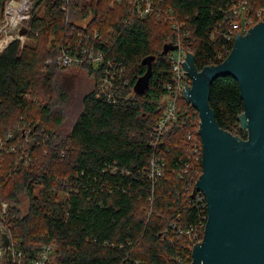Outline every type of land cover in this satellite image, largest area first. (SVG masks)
I'll return each mask as SVG.
<instances>
[{
    "label": "trees",
    "instance_id": "1",
    "mask_svg": "<svg viewBox=\"0 0 264 264\" xmlns=\"http://www.w3.org/2000/svg\"><path fill=\"white\" fill-rule=\"evenodd\" d=\"M149 1L153 11L141 16L133 13L135 2L144 8L140 0H36L28 42L13 41L0 53V205L9 204L0 224L21 254L18 262L4 256V264H32L49 246L48 264H192L208 218L192 182L203 172L202 157L197 176L186 170V134L200 117L181 99L178 121L162 137L155 135L173 75L172 52L164 54V47L181 41L199 71L219 65L235 40L227 42L224 34L232 7L245 3L253 17L264 12V0ZM225 47L229 51L219 59ZM82 49L102 53L105 61L83 62ZM63 51L78 56V66L95 80L67 134L60 131L64 117L57 103L34 102L40 91L52 102L66 98L59 77L69 67L56 61ZM152 56L149 87L137 93L147 72L143 62ZM107 62L125 68L129 81L115 85L112 99L98 94ZM210 106L221 129L246 139L235 78L213 82ZM21 195L28 201L26 213ZM0 242L4 246L1 226Z\"/></svg>",
    "mask_w": 264,
    "mask_h": 264
},
{
    "label": "water",
    "instance_id": "2",
    "mask_svg": "<svg viewBox=\"0 0 264 264\" xmlns=\"http://www.w3.org/2000/svg\"><path fill=\"white\" fill-rule=\"evenodd\" d=\"M175 50L166 45L163 53ZM154 60H144L147 72L137 82V93L148 89ZM181 64L192 80L191 87H183L184 99L200 117L203 172L194 193L204 195L208 210L192 264H264V19L246 34L238 32L221 64L199 71L191 52ZM226 76L240 85L244 113L239 122L246 139L221 129L210 106L213 82ZM2 241L9 256V234L3 233Z\"/></svg>",
    "mask_w": 264,
    "mask_h": 264
},
{
    "label": "built area",
    "instance_id": "3",
    "mask_svg": "<svg viewBox=\"0 0 264 264\" xmlns=\"http://www.w3.org/2000/svg\"><path fill=\"white\" fill-rule=\"evenodd\" d=\"M71 1L73 0H68V2ZM140 1L145 2V6L144 8H141V6L135 7V4H138V2H135L133 6V13L135 15H137L138 13L141 16H145L153 11L152 3L149 0ZM35 2L36 0L5 1L2 13L0 15V53L6 50L13 41L19 40L23 44V38H27L26 30L29 28V25L27 23L32 17ZM237 17H240L241 19L237 20ZM263 19L264 12L259 11L253 17H248L246 4H235L232 7L231 16L228 19V30L224 33L226 41L229 43L232 42L239 31L243 34H246L250 28L254 27L260 21H263ZM22 31H24V34L21 33ZM176 47L178 48V50H175L176 52L174 51V53L170 57L173 75L171 83L167 85V96L169 100L165 103H160L162 116L158 121L155 129V135H157V137H162L169 126L178 121L179 101L181 99H184L183 87H185V84L190 87L192 86V80L185 73L184 66L181 64L182 62H184L187 52L181 41L176 45ZM228 51V47H225L223 51L220 52L219 59H224V56L226 53H228ZM77 55L80 56L79 53ZM81 57L83 59V62L92 64L96 62V65L105 61V57L103 56V54L100 52H96L94 49H82ZM56 61L62 67H73V65H78L79 63H81V59L78 56H74L72 55V53H69L67 51H63L62 53H60ZM47 63H51V60H49ZM125 75V68H122L120 66L115 67L112 62H107L100 83L98 85V94H105L108 98L112 99L115 85L118 88L117 85H122L121 81H123L125 85L129 83ZM199 129L200 120L199 123L196 124V126H192V128L189 129L186 134L187 141L191 148V158L190 162L186 165V170H194V175L192 177H195L199 174L197 166L200 164V159L202 157V141L199 134ZM154 145L156 147L158 146L156 143H154ZM2 147L3 143L0 139V152L2 151ZM12 151H14V148H12ZM152 166L157 169V162L153 161ZM192 182L196 184L197 181L193 178ZM8 208V203H1L0 214L3 217V221H5V217L8 216ZM0 226L2 234H9L8 229L5 225L0 224ZM199 234L201 235V233ZM9 236L11 238L9 256L10 254H12L13 259L17 262L18 256H21V254L17 255L18 251L15 249L13 239L10 234ZM51 251V246L44 248L39 257L35 259L32 264H48V262L50 261ZM0 256L2 258L4 256H7L4 246L0 248Z\"/></svg>",
    "mask_w": 264,
    "mask_h": 264
},
{
    "label": "rangeland",
    "instance_id": "4",
    "mask_svg": "<svg viewBox=\"0 0 264 264\" xmlns=\"http://www.w3.org/2000/svg\"><path fill=\"white\" fill-rule=\"evenodd\" d=\"M74 1V0H73ZM78 2L85 1V0H77ZM46 9L45 5H42L39 7L37 14L40 16H43L44 11ZM28 24V23H27ZM173 33V32H172ZM23 44L28 42V39L26 37L22 40ZM48 44V43H47ZM178 50V48H177ZM176 50V51H177ZM175 51V52H176ZM174 51L172 52V54ZM97 63H94V66ZM60 85L64 89V92L66 93V98H61L59 96H56L54 98V101H49V95H46L43 93V91H40L36 94L34 97V102L39 101L40 103H57V105L61 108V113L63 115L64 124L60 128V131L64 134H67L72 124L74 123L76 117L82 110V99L83 97L88 94L89 92L93 91L95 80L94 78L88 73V70L86 68H80L78 65H73V67H69L68 70H61L60 72ZM52 95H55V93H52ZM66 102H64V100ZM169 100L168 96H166L164 99H162V103H165ZM63 103V104H61ZM244 134H247L246 131H242ZM21 208L22 213H26L28 210V201L27 199L21 195ZM9 209V208H8ZM201 235L198 233L196 238V241L199 242ZM194 239V238H193ZM195 241V240H194ZM2 247V244L0 242V248ZM5 257L0 256V264H4ZM18 262V261H17Z\"/></svg>",
    "mask_w": 264,
    "mask_h": 264
}]
</instances>
